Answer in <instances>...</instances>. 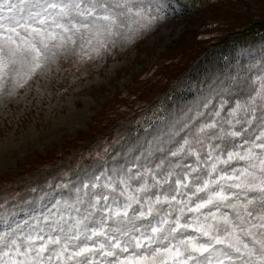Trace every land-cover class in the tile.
<instances>
[{"label": "rangeland", "instance_id": "obj_1", "mask_svg": "<svg viewBox=\"0 0 264 264\" xmlns=\"http://www.w3.org/2000/svg\"><path fill=\"white\" fill-rule=\"evenodd\" d=\"M37 2L0 0V18L26 16ZM147 6L149 19H127L106 47L70 45L14 95L0 94V233L47 231L54 221L67 230L83 220L81 230L103 222L112 235L115 211L130 203L120 192L141 200L129 209L131 218L147 212L149 198L175 194L170 185L178 179L189 186L177 199L197 202L195 178L213 162L206 146L220 143L208 139L218 129L198 136L199 128L217 120L228 130L229 111L264 82V0H147ZM261 104L257 98L252 135L260 130ZM185 140L200 151L199 164L171 156ZM189 165L201 171L190 173ZM145 183L148 191L138 192ZM179 207L156 205L151 216L127 226L129 235L151 236L153 227L167 235ZM186 235L198 234L188 230L172 242ZM114 259L95 256L97 264Z\"/></svg>", "mask_w": 264, "mask_h": 264}, {"label": "snow or ice", "instance_id": "obj_2", "mask_svg": "<svg viewBox=\"0 0 264 264\" xmlns=\"http://www.w3.org/2000/svg\"><path fill=\"white\" fill-rule=\"evenodd\" d=\"M32 8L35 10L20 18H0L4 21L0 22V94L14 95L70 45H78L83 51L95 41L99 47H106L107 38L120 35L116 29L124 26L127 19L147 20L150 12L147 0H38ZM9 80L12 87L6 90ZM257 98L264 101V82L248 101H237L229 111L231 118L224 121L228 130L219 126L217 120L199 128L198 136L218 129L208 139L220 143L206 146V159L213 162L203 178H195L194 204L192 196L177 199L181 189L189 186L178 179L174 186L170 185L175 194L164 195L163 199L156 195L154 202L149 198L147 212L141 210L130 218L129 209L141 200L122 191L120 195H127L130 203L115 211L112 235L103 222L98 229L84 225L81 230L83 220H77L67 230L54 221L47 231L38 228L23 235L0 233V264H97V253L115 257L109 264H264V104L260 106L258 134L249 133L257 119ZM222 111L223 105L215 116L220 117ZM243 124L248 127L237 129V125ZM197 143L203 144V140L198 139ZM182 155L195 157L197 164L201 162L200 151L192 148L189 140L171 153L172 157ZM188 167L190 173L201 171L199 167ZM161 183L156 180V185ZM163 183H168L167 178ZM110 187L112 192L116 191L115 186ZM137 191L147 192L148 185L145 183ZM173 202L182 207L167 235L161 237L163 229L159 227L151 229V236L129 235L132 229L127 226L134 220L151 216L156 205ZM186 213L193 215L182 223ZM188 230L198 235H186L172 242L176 234ZM120 236L129 239L122 243ZM100 237L104 240L99 241ZM154 244L157 246L153 247ZM130 248L136 251L120 255Z\"/></svg>", "mask_w": 264, "mask_h": 264}, {"label": "bare ground", "instance_id": "obj_3", "mask_svg": "<svg viewBox=\"0 0 264 264\" xmlns=\"http://www.w3.org/2000/svg\"><path fill=\"white\" fill-rule=\"evenodd\" d=\"M74 113H75V112H72V113L70 112V113H67V114H71V116H72ZM53 121H54V120H53ZM2 145H3V146H2ZM2 145H1V148H3L6 144H2Z\"/></svg>", "mask_w": 264, "mask_h": 264}]
</instances>
